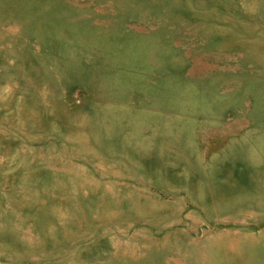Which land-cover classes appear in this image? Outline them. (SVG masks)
<instances>
[{
	"label": "rangeland",
	"instance_id": "obj_1",
	"mask_svg": "<svg viewBox=\"0 0 264 264\" xmlns=\"http://www.w3.org/2000/svg\"><path fill=\"white\" fill-rule=\"evenodd\" d=\"M0 264H264V0H0Z\"/></svg>",
	"mask_w": 264,
	"mask_h": 264
}]
</instances>
